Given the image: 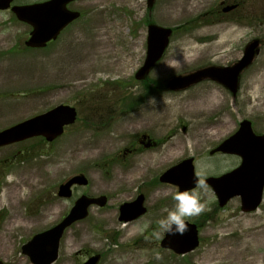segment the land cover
<instances>
[{
	"label": "rangeland",
	"instance_id": "1",
	"mask_svg": "<svg viewBox=\"0 0 264 264\" xmlns=\"http://www.w3.org/2000/svg\"><path fill=\"white\" fill-rule=\"evenodd\" d=\"M70 8L79 18L38 51L25 48L24 27L0 12V130L58 104L77 111L76 122L52 143L36 138L0 148L3 264H31L21 246L58 223L81 195H104L107 202L89 207L63 233L53 264L95 255L97 264H264V193L260 206L244 213L238 197L221 208L212 190L198 185L204 211L186 220L199 228V244L184 255L161 248L158 231L178 192L158 181L165 169L193 157L200 180L220 175L240 160L209 151L240 121L264 135V0H154L151 8L147 0H78ZM149 23L173 32L163 58L140 82L134 74L146 55ZM253 40L259 51L235 96L211 80L183 91L164 88L175 76L233 64ZM107 112L109 127L92 128ZM77 174L87 186L59 198V184ZM138 194L145 213L119 222V206Z\"/></svg>",
	"mask_w": 264,
	"mask_h": 264
},
{
	"label": "water",
	"instance_id": "2",
	"mask_svg": "<svg viewBox=\"0 0 264 264\" xmlns=\"http://www.w3.org/2000/svg\"><path fill=\"white\" fill-rule=\"evenodd\" d=\"M72 0H51L32 7L28 11L24 8L17 11L21 20L29 22L33 26L31 36L26 43L31 47H43L47 41L55 39L59 32L71 21L78 17V13L66 9V4ZM11 0H0V9H6ZM154 0H147L148 6H152ZM233 7H226L229 11ZM36 9L44 12L37 18ZM32 12V13H30ZM172 30L167 27L149 24L147 27L146 57L143 65L135 74L136 79H143L161 59L169 43ZM258 41L250 42L245 48L242 57L229 67H206L190 74L172 78L167 87L170 90L184 89L204 78H210L228 88L232 94L237 91L239 74L248 67L258 53ZM75 109L65 105H59L53 109L20 122L10 128L0 131V147L25 139L43 136L47 141H52L60 136L63 127L72 124L75 120ZM223 152L235 154L241 158L240 165L234 170L219 177H209L204 185H209L216 195L220 207L227 201L239 196L241 210L253 211L261 201L264 186V136L255 135L251 130V124L247 120L239 123L238 130L220 143L211 153ZM159 180L178 186L179 191L191 190L196 187L198 179L194 174L192 159H187L171 167L164 172ZM87 180L82 175L72 177L66 183L59 186L57 195L69 197L70 187L73 184L85 185ZM105 197L78 198L68 214L52 228L35 234L21 247L22 253L29 258L31 264H52L58 255L60 238L66 228L72 223L87 216L90 205L103 206ZM143 197L123 204L120 207V221H130L144 212L142 207ZM188 223V222H187ZM189 224V230L183 235H164L160 242L163 248H170L177 254H184L193 250L198 245L197 229L194 224ZM97 256L88 258L82 264H96ZM0 264H3L0 261Z\"/></svg>",
	"mask_w": 264,
	"mask_h": 264
},
{
	"label": "clouds",
	"instance_id": "3",
	"mask_svg": "<svg viewBox=\"0 0 264 264\" xmlns=\"http://www.w3.org/2000/svg\"><path fill=\"white\" fill-rule=\"evenodd\" d=\"M198 183L201 187L204 186V181L200 180ZM174 200V208L159 221L158 231L163 235H183L190 227L186 218L197 216L204 211L199 194L195 190L178 191Z\"/></svg>",
	"mask_w": 264,
	"mask_h": 264
},
{
	"label": "flooded vegetation",
	"instance_id": "4",
	"mask_svg": "<svg viewBox=\"0 0 264 264\" xmlns=\"http://www.w3.org/2000/svg\"><path fill=\"white\" fill-rule=\"evenodd\" d=\"M46 1H49V0H12L9 8L6 9V10H4V12H8L10 14V17L13 20H15V22L19 23L20 25H22L24 27L23 28V31L26 34V39L24 40V44H25V41L28 39L29 34H30L32 28H31V26L29 24L17 20L15 14H14L15 9L17 7L27 8V7H31V6H36V5H39V4H43ZM233 6H234V8L232 10H234L235 8H237V4H233ZM68 8L71 9V10H73L72 8H70V4L68 5ZM40 15H43V13L39 12V16ZM50 43H52V41L48 42L47 45H49ZM205 80H208V79H205ZM205 80H201V81L197 82L194 85H197L200 82L205 81ZM194 85H192L190 87H193ZM190 87H188V88H190ZM188 88H186V89H188ZM112 119H113V116H110L109 121H106V122L104 121L103 122L104 125H102V128H108L109 127V124L111 123V120ZM140 143L143 144L144 147L152 146L153 144H155L154 140H150V141H147V140L146 141H141L140 140Z\"/></svg>",
	"mask_w": 264,
	"mask_h": 264
},
{
	"label": "bare ground",
	"instance_id": "5",
	"mask_svg": "<svg viewBox=\"0 0 264 264\" xmlns=\"http://www.w3.org/2000/svg\"><path fill=\"white\" fill-rule=\"evenodd\" d=\"M114 63H116V62H113L112 64H114ZM118 65V64H117ZM217 107V104H213V105H211V108H212V110H214L215 108ZM203 109H205V107L203 108ZM211 111V110H210ZM223 124H225L224 122H221V124L220 125H223ZM209 261V260H213V257H211V256H209L207 259H206V261Z\"/></svg>",
	"mask_w": 264,
	"mask_h": 264
}]
</instances>
